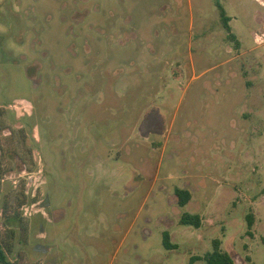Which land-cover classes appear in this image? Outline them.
<instances>
[{
    "label": "rangeland",
    "instance_id": "rangeland-1",
    "mask_svg": "<svg viewBox=\"0 0 264 264\" xmlns=\"http://www.w3.org/2000/svg\"><path fill=\"white\" fill-rule=\"evenodd\" d=\"M218 1L0 0L10 264H264V0Z\"/></svg>",
    "mask_w": 264,
    "mask_h": 264
},
{
    "label": "trees",
    "instance_id": "trees-1",
    "mask_svg": "<svg viewBox=\"0 0 264 264\" xmlns=\"http://www.w3.org/2000/svg\"><path fill=\"white\" fill-rule=\"evenodd\" d=\"M216 6L219 12V17L222 23L224 30L227 32V35L230 39H234L233 34H231L230 26H229V17L226 15L225 10L221 6L218 0H216ZM174 194L177 198V203L180 207H183L187 204L190 198V194L187 190L176 188ZM179 223L185 226H192L194 228H198L201 224V219L197 214H189L182 213L180 216ZM252 222H249L248 225H251ZM162 243L166 249H172L171 244L169 242V234L167 232H163L162 234ZM219 241H212V250L206 254L205 256V264H233L232 258L230 255L224 251H221L219 248ZM0 264H10L7 259L6 251L0 245ZM192 264V259L190 263Z\"/></svg>",
    "mask_w": 264,
    "mask_h": 264
}]
</instances>
